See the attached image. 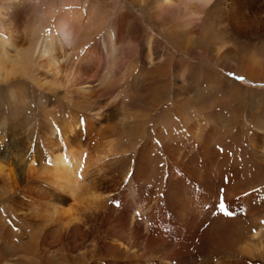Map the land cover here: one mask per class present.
<instances>
[{
    "label": "rangeland",
    "instance_id": "obj_1",
    "mask_svg": "<svg viewBox=\"0 0 264 264\" xmlns=\"http://www.w3.org/2000/svg\"><path fill=\"white\" fill-rule=\"evenodd\" d=\"M223 2L202 37L157 0H0V61L66 34L55 70L0 74V157L34 155L0 175V233L21 234L0 264H264V30L231 32ZM56 157L82 170L67 218Z\"/></svg>",
    "mask_w": 264,
    "mask_h": 264
},
{
    "label": "bare ground",
    "instance_id": "obj_2",
    "mask_svg": "<svg viewBox=\"0 0 264 264\" xmlns=\"http://www.w3.org/2000/svg\"><path fill=\"white\" fill-rule=\"evenodd\" d=\"M144 1L145 0H139V2H144ZM157 1H158V7L162 10L165 11L177 10V11H182V13L187 11L185 12L186 14L192 13L196 15L197 17L194 19V21H200V23L198 24V22H195V26L199 25L200 28H202L200 29V31H203L201 33L202 37H206V35L207 36L210 35L207 33L208 32L210 33L211 28L210 26L207 27L206 24L208 21L209 12L211 11L212 7H215L217 0H157ZM220 6H221L220 11L222 13L223 19L225 20V21L223 20V23L226 24L227 27L229 26L231 32L236 33L238 35L255 34L256 32L259 34V31L264 30V0H224L223 3H220ZM8 14L10 15V13H7V15ZM8 20L9 19H7L6 21ZM60 22H65V17L62 15L58 17L56 24H60ZM65 37H66L65 33L56 34L55 37H53V34L44 33L39 40H35V41L32 40L33 45L30 41L28 47L25 48L22 47L21 49H17L14 47L16 50L14 59L8 60L6 63L2 60L0 61V74L3 73L8 78L18 74L26 75L27 67L30 64V61L32 60L36 65V69L46 68L50 70L51 69L55 70L57 68L56 61H59V58L54 57L52 55L51 50L53 49V46H55V44L57 43H60L62 45L61 49H64L65 47H63V45L65 46V44L63 43V41L66 39ZM8 42H10L9 39H4L0 37V48H4ZM12 45L13 43L11 42L9 46L13 47ZM101 45H102V52L106 53L108 59L113 60L117 50L116 42L113 34L112 33H108L107 35L105 34V36H103V38L101 39ZM0 57H1V53H0ZM150 60L152 59L150 58ZM79 72L80 70L78 72L70 71L69 74L67 75V81H66L67 84L68 82L74 79L76 75L75 73H79ZM108 75L109 73H106L104 75L106 79L109 77ZM87 88L88 87L86 86L85 88H82V90ZM84 96H87V94H84ZM151 103H153L152 98H151ZM62 126H63V132L64 133L66 132L65 133L66 135L72 132L73 131L72 129L75 130L77 126L81 127V124L76 121L74 122L73 120L72 122L66 120V123L62 124ZM56 131H57L56 129L51 130V134L55 135ZM59 131H61V129H59ZM12 149L13 151L11 153L14 154L16 150L13 147ZM15 155H17V153H15ZM33 156L34 155L27 152L21 154L19 158L17 157H15L16 159L14 158V161L16 163H14L13 161L12 163L10 162L8 163L7 162L8 160L4 159V157L1 156L0 175L6 177H12L15 175L16 172L20 174L19 172L20 170L18 171V169L20 168L19 164L22 162L23 163L26 162V160L32 161ZM64 162L66 161L62 160V157L61 158L56 157L55 158L56 169L55 170L53 169L52 171L47 170L46 172L47 173L53 172V174L52 173L51 174L55 185V192H53V195H55L56 197L55 199L56 200L62 199L64 201L63 199L64 195H62L64 193L69 194L72 198L71 202L67 201L65 203L66 205L64 206V208L61 207L58 209L60 215L67 218V217H71L76 212L75 207L78 204H80L76 201L77 196L75 195V193L76 190L79 188V181L83 177H82V170L79 166L78 167L75 166L74 168L72 164L69 167H64ZM14 164L15 165L17 164L16 165L17 167ZM28 169H31V167H28ZM130 187H132L130 188V190L135 191L136 188L133 187L131 184ZM56 192L59 195H62L63 198H58ZM54 207L58 208L57 205H55ZM2 227L3 226L0 227L1 232H2ZM6 230H7L5 232L6 234H4L3 236L0 233V260H2V258H4V256L14 248L15 238L19 239L21 235L19 232H16L13 229L6 228ZM6 237L9 238V241L5 243V241L2 239ZM22 246L23 249L29 248V246L26 245L25 243H23Z\"/></svg>",
    "mask_w": 264,
    "mask_h": 264
},
{
    "label": "snow or ice",
    "instance_id": "obj_3",
    "mask_svg": "<svg viewBox=\"0 0 264 264\" xmlns=\"http://www.w3.org/2000/svg\"><path fill=\"white\" fill-rule=\"evenodd\" d=\"M219 204V203H218Z\"/></svg>",
    "mask_w": 264,
    "mask_h": 264
}]
</instances>
